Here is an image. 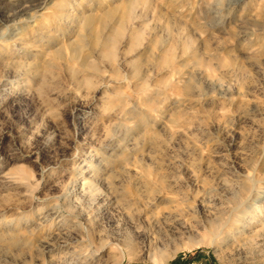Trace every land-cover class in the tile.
<instances>
[{"label":"rangeland","instance_id":"rangeland-1","mask_svg":"<svg viewBox=\"0 0 264 264\" xmlns=\"http://www.w3.org/2000/svg\"><path fill=\"white\" fill-rule=\"evenodd\" d=\"M0 264H264V0H0Z\"/></svg>","mask_w":264,"mask_h":264},{"label":"bare ground","instance_id":"bare-ground-1","mask_svg":"<svg viewBox=\"0 0 264 264\" xmlns=\"http://www.w3.org/2000/svg\"><path fill=\"white\" fill-rule=\"evenodd\" d=\"M161 259L164 260L163 257H162ZM161 259H160V260H161ZM162 260H161V261H162ZM165 260H166V259H165ZM161 261H159V263H160Z\"/></svg>","mask_w":264,"mask_h":264}]
</instances>
